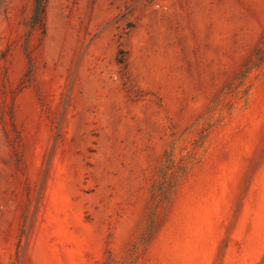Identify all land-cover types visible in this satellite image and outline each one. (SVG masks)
Returning a JSON list of instances; mask_svg holds the SVG:
<instances>
[{"label":"rangeland","instance_id":"374dc122","mask_svg":"<svg viewBox=\"0 0 264 264\" xmlns=\"http://www.w3.org/2000/svg\"><path fill=\"white\" fill-rule=\"evenodd\" d=\"M0 0V264H264V0Z\"/></svg>","mask_w":264,"mask_h":264},{"label":"trees","instance_id":"16d2710c","mask_svg":"<svg viewBox=\"0 0 264 264\" xmlns=\"http://www.w3.org/2000/svg\"><path fill=\"white\" fill-rule=\"evenodd\" d=\"M47 0H33L31 16L28 22L30 33L45 31V8Z\"/></svg>","mask_w":264,"mask_h":264}]
</instances>
